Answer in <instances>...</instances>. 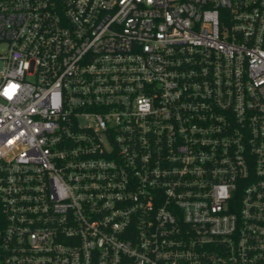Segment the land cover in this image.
Listing matches in <instances>:
<instances>
[{
  "label": "built area",
  "instance_id": "obj_1",
  "mask_svg": "<svg viewBox=\"0 0 264 264\" xmlns=\"http://www.w3.org/2000/svg\"><path fill=\"white\" fill-rule=\"evenodd\" d=\"M0 264H264V0H0Z\"/></svg>",
  "mask_w": 264,
  "mask_h": 264
}]
</instances>
